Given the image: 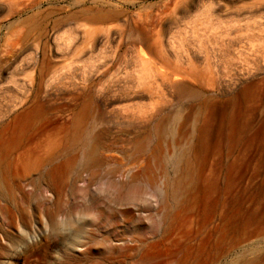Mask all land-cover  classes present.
<instances>
[{"label":"rangeland","instance_id":"rangeland-1","mask_svg":"<svg viewBox=\"0 0 264 264\" xmlns=\"http://www.w3.org/2000/svg\"><path fill=\"white\" fill-rule=\"evenodd\" d=\"M22 4L0 8V264H264V0Z\"/></svg>","mask_w":264,"mask_h":264},{"label":"bare ground","instance_id":"bare-ground-1","mask_svg":"<svg viewBox=\"0 0 264 264\" xmlns=\"http://www.w3.org/2000/svg\"><path fill=\"white\" fill-rule=\"evenodd\" d=\"M4 1H15V2H18V3H23L22 5L23 8L21 9L24 10L25 7H27L28 5H32L36 0H0V8H2V5H3V2ZM87 17V16H86ZM92 17V16H91ZM93 18V17H92ZM91 18V20H92ZM88 19V18H86ZM92 23V22H91ZM86 26V25H85ZM34 100H33V103H32V107L26 109L23 113H21L18 117H15L16 120L14 121V123H12V126H11V137H10V141H11V144H12V149L15 147V148H18V146L20 145L21 142H26L27 138H28V132L29 130L35 126L39 121L42 120L43 117V113H44V109L46 107V104L44 102H42L41 100H39V98H37V95L34 96ZM18 118V119H17ZM47 119V118H46ZM44 121V120H43ZM42 123V122H41ZM36 130V129H35ZM34 130V131H35ZM33 136V135H32ZM31 139V138H30ZM14 148V150H16ZM29 151V150H28ZM20 157L17 158L15 161H11L9 164H8V168L10 169L12 165L16 166V164L19 162H24L26 164L28 163H31L32 161H30L31 159H29V153L26 151L24 152L23 155H19ZM37 162L36 163H43L44 159L41 157V158H38L36 159ZM51 161V160H50ZM35 162V161H33ZM261 209H263L262 207H260ZM258 213L259 211L256 210ZM264 212V210H262ZM263 212H260L263 214ZM258 213H253V214H249V216L247 217V219H245V223L247 224H250V222L252 223V221L254 222V220H257L256 223H258V220L259 221H262L261 220V217L263 216H258ZM257 214V215H256ZM260 215V214H259ZM264 215V214H263ZM264 218V217H263ZM262 218V219H263ZM260 223V222H259ZM244 228V226H242ZM246 227V226H245ZM248 227V226H247ZM240 229V228H239ZM238 229V231H239ZM242 229V228H241ZM231 230V229H230ZM245 230V228H244ZM243 229L242 231L245 232ZM236 231V233L238 232ZM241 231V230H240ZM234 232V231H233ZM251 234H253L251 232Z\"/></svg>","mask_w":264,"mask_h":264}]
</instances>
